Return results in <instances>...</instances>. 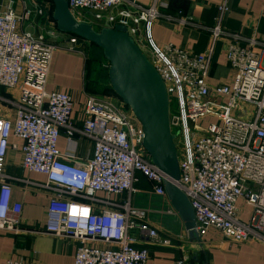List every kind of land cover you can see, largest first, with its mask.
Instances as JSON below:
<instances>
[{
  "label": "built area",
  "instance_id": "built-area-1",
  "mask_svg": "<svg viewBox=\"0 0 264 264\" xmlns=\"http://www.w3.org/2000/svg\"><path fill=\"white\" fill-rule=\"evenodd\" d=\"M68 2L77 21L101 28L123 26L140 50L148 52L144 54L168 94L171 133L175 143L182 141L181 176L174 183L192 205L197 235L214 229L236 244L253 239L264 243V43L225 29L228 0L218 7L211 26L164 13L169 0H155L149 7L137 0ZM46 3L0 2V231L24 233L23 205L13 202V178L5 170L13 149L22 153L25 170L46 176L42 186L51 198L44 231L77 243L74 264H148V245L172 243L150 222L151 211L135 206L133 198L156 196L169 205L164 213L179 217L165 190L168 177L152 163L144 129L121 99L89 98L87 118L77 129L71 120L72 96L47 91L52 57L59 48L49 39H57L59 32L23 29L26 22L34 27L39 19L53 20ZM160 19L208 30L209 47L202 53L172 44L159 47L153 27ZM223 39L234 76L228 84L211 85L215 49ZM69 44L70 50L80 51L76 36ZM208 119L215 121L200 125ZM61 129L69 144H75L76 133L91 140L92 157L80 161L73 150L61 152ZM240 200L251 208L248 221L240 217ZM6 264L40 263L8 259ZM175 264L189 262L183 257Z\"/></svg>",
  "mask_w": 264,
  "mask_h": 264
},
{
  "label": "crops",
  "instance_id": "crops-1",
  "mask_svg": "<svg viewBox=\"0 0 264 264\" xmlns=\"http://www.w3.org/2000/svg\"><path fill=\"white\" fill-rule=\"evenodd\" d=\"M224 1L169 0L168 8L164 13L187 15L197 23L208 26L214 23L218 7ZM137 2L144 7H149L155 0H137ZM47 6L50 7V4ZM228 8L229 12L224 23L227 31L241 33L246 37L255 36L264 43V0H228ZM30 30L44 34L51 30L59 32L54 18L51 21L39 19ZM153 35L155 42L161 48L172 44L195 53H202L209 47L211 36L208 30H196L164 19L154 24ZM57 37L53 41L49 39L59 48L52 57L47 91L62 92L72 96L74 109L71 120L74 127L80 129L87 118L86 106L89 98H103L108 95H100L101 85L99 86L93 74L87 73L85 55L80 51L70 50V35L59 32ZM226 48L225 39L217 43L209 77L211 85L228 84L233 79L234 71L226 61ZM73 140L75 144H69L65 130L61 129L59 150L63 153L69 150L75 151L80 161L92 157L91 140L79 133L75 134ZM13 141L19 147L22 145V141L18 139ZM22 159L20 151L10 149L5 170L13 178V202L23 205L21 228L24 233L15 235L0 231V264H6L8 259L33 261L40 264H74L77 243L44 231L51 198L49 190L42 186L46 183V176L25 170L22 167ZM148 196L147 209L151 211L150 222L159 229L163 238H170L172 243L171 246L148 245L150 250L148 264H175L176 260L183 257H187L189 264H264V243L261 241L253 239L243 244H236L214 229H210L198 241H192L180 217L177 216L180 223L173 222L175 226L176 223L179 226L178 230L174 229L172 221H168L170 219L164 217H175L164 213L169 205L156 196ZM151 198H154L155 202L151 201ZM135 204L137 205V202ZM239 209L241 219L248 221L252 213L251 208L240 200ZM143 242L146 244L144 239Z\"/></svg>",
  "mask_w": 264,
  "mask_h": 264
},
{
  "label": "water",
  "instance_id": "water-1",
  "mask_svg": "<svg viewBox=\"0 0 264 264\" xmlns=\"http://www.w3.org/2000/svg\"><path fill=\"white\" fill-rule=\"evenodd\" d=\"M53 18L62 34L74 35L103 50L110 63L109 81L116 95L131 110L144 129V147L152 163L168 179L164 186L173 209L192 241H198L195 213L188 197L174 183L180 180L175 137L170 128L168 94L159 74L135 44L123 26L104 27L100 31L90 23L77 21L68 0H51Z\"/></svg>",
  "mask_w": 264,
  "mask_h": 264
},
{
  "label": "trees",
  "instance_id": "trees-1",
  "mask_svg": "<svg viewBox=\"0 0 264 264\" xmlns=\"http://www.w3.org/2000/svg\"><path fill=\"white\" fill-rule=\"evenodd\" d=\"M50 4L49 12L48 14L53 19V13H54V4L51 0H47ZM210 26L213 25V23L209 24ZM97 31H100L102 28H94ZM74 35H70V37H73ZM78 38V37H77ZM80 46V51L85 55L86 57V68L88 74H93L94 78L97 79L99 86L101 85V94L100 95H113L114 97L120 99L114 90L112 89L109 81V69H110V63L106 60L104 57L103 50L98 47L97 45L87 42L81 38H78ZM126 108L131 111L127 106ZM143 186H147L148 189H150V185L148 183H144Z\"/></svg>",
  "mask_w": 264,
  "mask_h": 264
},
{
  "label": "rangeland",
  "instance_id": "rangeland-1",
  "mask_svg": "<svg viewBox=\"0 0 264 264\" xmlns=\"http://www.w3.org/2000/svg\"><path fill=\"white\" fill-rule=\"evenodd\" d=\"M0 2H1V0H0ZM27 3L30 5V0H27ZM31 5H32V4H31ZM16 9H17V10H16L17 14H18V15H21V12H22V5H21V2L18 3V7H17ZM98 27H99V26H97V25H93V28H98ZM30 28H31V27L29 26L28 22H26V23L24 24V28H23V29L26 30V31H31ZM31 32H32V31H31ZM33 33H36V34H37V32H33ZM144 53L148 56V52H147V51L144 50ZM2 92L4 93V91H2ZM108 98H113V99H115L116 97H114L113 95H108ZM126 111H129V110L126 109ZM130 113H131V111H130ZM214 121H215V120H213V119H208V120H206V121L203 120V121L200 122V125H201V126H206L208 122H214ZM191 126H192V125H191ZM176 146H177V148H178V154H179V157H181V156L183 155V149H182V141H181L180 139H177V140H176ZM145 189H148V187L145 186ZM148 198H149V196L146 195V194H139V195H136V196H134V198H133L134 205H135V206L139 205V206H141L142 208L147 209V207L149 206ZM151 201L155 202V199H154V198H151ZM135 202H137V205L135 204ZM151 204H152V203H151ZM137 207H138V206H137ZM238 207H239V205H238ZM164 217L167 218V219H170V220H168V221H172V225H173L174 229H175V230H178L179 226L177 225V223H176V226H175L174 223H173V222H175V221H178V223H180L179 220L177 219V218H178L177 216H175V217L164 216Z\"/></svg>",
  "mask_w": 264,
  "mask_h": 264
}]
</instances>
